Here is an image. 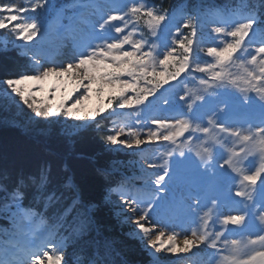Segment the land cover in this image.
Returning <instances> with one entry per match:
<instances>
[{
	"label": "snow or ice",
	"instance_id": "1",
	"mask_svg": "<svg viewBox=\"0 0 264 264\" xmlns=\"http://www.w3.org/2000/svg\"><path fill=\"white\" fill-rule=\"evenodd\" d=\"M66 7L88 10V16L74 12L67 17L71 51L63 58L57 52V58L45 59L39 49L49 33L47 14L55 11L62 24L64 9L56 10L53 0H0V34L14 37L4 46L11 43L26 56L32 53L28 66L5 70L7 78H0L5 102L47 122L49 129L40 130L46 138L64 120L73 127H61L55 135L73 142L107 122L106 149L164 150L145 161L153 171L144 169L143 188L131 189L108 170L98 169L106 190L100 201L87 206L70 176L64 183L67 196L47 194V161L36 173L18 171L11 192L0 182V191L16 209L10 218L13 235L19 237L11 249H0V264H68V243L99 234L97 213L109 204L134 225L129 238L141 242L152 264H159L160 253L195 256L202 245L215 250L219 264H264V18L254 11L234 17L209 9L219 22L211 26L213 43L201 47L198 18L188 16L173 27L175 17L148 0H75ZM41 13L44 20L38 19ZM201 52L211 59L202 61ZM173 90L175 95H169ZM93 93L100 100L94 113L85 108ZM157 108L174 114L149 115ZM125 110L133 115L130 123L120 119ZM239 113L246 118L235 119ZM217 146L222 151L214 152ZM250 157L259 163L245 166ZM186 172L199 179L187 183ZM10 178L0 172V181ZM26 185L40 192L44 213L22 207ZM62 199L71 201L66 208ZM73 211L77 215L69 221ZM230 232L240 235L231 238ZM81 264L109 262L90 258Z\"/></svg>",
	"mask_w": 264,
	"mask_h": 264
},
{
	"label": "trees",
	"instance_id": "2",
	"mask_svg": "<svg viewBox=\"0 0 264 264\" xmlns=\"http://www.w3.org/2000/svg\"><path fill=\"white\" fill-rule=\"evenodd\" d=\"M180 1L159 0L156 6L157 8H169L175 6ZM15 2L28 4L30 0H15ZM2 35H5V37L2 38ZM12 38L13 36L6 31L0 34V47L5 48L3 42L5 40L12 41ZM7 47L12 48L8 53H3L0 50V78H7L4 76L5 70H14L28 66L27 59L21 57L17 48L11 47L10 43ZM96 107H94L93 113ZM19 111V109L11 111L8 105L4 106L0 102V172L10 174L11 178L4 182L12 190L15 188V175L18 171L23 170L25 173H36L40 163L47 161L51 168L50 183L46 186L47 194L56 192L59 195L61 192H64L65 196H67L68 193L64 189V183L66 177L70 176L80 189L82 204L87 206L89 202L100 201L106 190V182L98 174V169L108 170L115 178L116 175L113 170L127 169L133 165L134 158L132 154L121 153L115 148L106 149L103 137L107 134L105 131L109 126L107 122L101 123L100 130H90L81 137L76 138L75 142H73L71 138L55 135L61 127L69 129L73 127L72 121L64 120L62 124L53 126L51 128L52 137L46 138L40 135V130H48L50 127L48 123L44 121L37 122V120L31 121L30 123H36L34 126L31 125L32 128H35L31 131L29 126H24L22 124L23 121H19L17 118ZM23 111V113L27 114V109ZM103 115H107V113ZM98 119L101 118L98 117ZM13 121L15 123H11ZM3 138L15 141L21 146L16 150V153L21 154V156L25 153L30 154L29 159L34 163L14 160L11 153V149L13 150L14 148L11 147L10 149L9 146H6ZM6 153L9 155H6ZM32 199L33 196H28L24 193L23 203L25 205L33 207L30 204ZM70 202L68 200V203ZM79 211L83 212L84 208H80ZM96 219L103 234L106 231V234L110 233V235H103L95 232L97 241H93L94 247L96 246L98 250L97 245L102 242L103 247L108 252L106 256L100 254L101 258L108 261L109 264H122V262H126V264L151 263L152 257L144 249L141 242L129 238V233L135 229L127 224L125 218L119 214L117 207L113 204L104 206L97 213ZM87 241H92V238L85 237L84 241L80 244L81 246H73V250L82 249L84 254H91L93 248L82 247ZM106 242H109L114 247V250L109 248V246H105ZM75 251L67 254L66 261L68 263H76L77 260L72 255ZM157 256L158 259L162 257L161 255Z\"/></svg>",
	"mask_w": 264,
	"mask_h": 264
},
{
	"label": "rangeland",
	"instance_id": "3",
	"mask_svg": "<svg viewBox=\"0 0 264 264\" xmlns=\"http://www.w3.org/2000/svg\"><path fill=\"white\" fill-rule=\"evenodd\" d=\"M60 34V32H59V30H55V29H51V27L49 26V33H48V37H47V39H46V41L44 42L45 44H47V45H50V46H52L54 49L53 50H51V53L50 54H54L53 56H52V58H57L56 57V55H55V53H57V52H59L60 53V56H59V58H61V55L62 54H64V53H66L67 51L68 52H70L71 51V45L69 44L71 41H69L67 38H65V37H62V36H58ZM3 37H5V35H2V38ZM12 39H14V38H12ZM37 39H39V37L37 38ZM1 42H3L2 40H1ZM19 43V42H18ZM4 44V43H3ZM61 44H63V46H61ZM10 46L11 47H13L14 48V46L10 43ZM6 48V49H5ZM5 48H3V47H0V50H1V52H3V53H8L9 51H10V49H12V48H8L7 46L5 47ZM43 52V51H42ZM23 53V52H22ZM44 58H46V55H45V53H42L41 54ZM55 83V81L54 80H52V81H49V82H46L45 83V88L47 89V88H50L53 84ZM69 90H71V89H69ZM48 93L47 92H45V93H43L42 95H47ZM76 95H79V93H77ZM73 99H75V97H73ZM92 101V102H91ZM0 102H2L3 103V105L5 106V105H8L9 106V108L11 109V111L12 110H16V109H19L20 111L17 113V115H18V119H19V121H23L22 122V124L24 125V126H29L30 127V129H31V131H33V129H35V128H32V126L31 125H36V123H34V122H32V123H30L31 121H35V120H39V118H35L32 114H31V112H29L28 110H27V114H25V113H23L24 111L23 110H25L26 108H23V107H19V106H17L16 104H13L12 102H10V101H8V102H5V99H4V97H3V95H2V90H0ZM99 103H100V100L96 97V94L95 93H93V95H92V97H91V99L89 100V101H86L85 102V108H86V111L87 112H92L93 113V109H94V107H96V105H99ZM16 105V106H15ZM8 109V108H7ZM23 114H25L24 116H23ZM27 118H29L28 120H26ZM39 121H43V120H39ZM45 122V121H44ZM4 140H3V142H4V144L6 145V146H9V148L11 149V147L12 148H14L13 150L11 149V153H12V158L14 159V160H18V161H20V160H23L24 162H33L31 159H29L30 158V154H24L23 156H21V154H17L16 153V150L19 148V147H21V146H19L15 141H9L7 138H3ZM17 145V146H16ZM119 150L121 151V152H123V151H125V152H129V151H134L133 149H122V148H119ZM34 163V162H33ZM189 254H182V256H184V257H187ZM187 260H189L188 258H181V257H178V256H173V255H170V262H172V263H177V264H179V263H182L183 261H187Z\"/></svg>",
	"mask_w": 264,
	"mask_h": 264
},
{
	"label": "bare ground",
	"instance_id": "4",
	"mask_svg": "<svg viewBox=\"0 0 264 264\" xmlns=\"http://www.w3.org/2000/svg\"><path fill=\"white\" fill-rule=\"evenodd\" d=\"M62 58H63V55H62ZM6 155H9V154L6 153ZM24 190H26V192H24V193H26L28 196H38V195H40V192L38 191V189L35 186H33V185H30V186L26 185ZM4 198H5L4 195L0 194V199L2 201L4 200ZM100 233L103 234L102 231ZM106 233H107V231L103 235H110V233L109 234H106ZM97 246H98V251H99V253L101 255H105L106 256L108 254L106 248L103 247L102 242H100V244H98ZM82 247L83 248H85V247L87 248L88 245L84 244V245H82Z\"/></svg>",
	"mask_w": 264,
	"mask_h": 264
}]
</instances>
